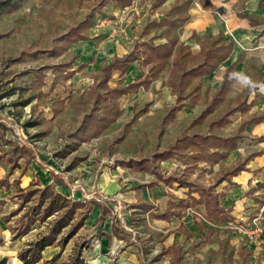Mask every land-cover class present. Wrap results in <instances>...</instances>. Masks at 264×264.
Returning a JSON list of instances; mask_svg holds the SVG:
<instances>
[{
    "label": "rangeland",
    "instance_id": "obj_1",
    "mask_svg": "<svg viewBox=\"0 0 264 264\" xmlns=\"http://www.w3.org/2000/svg\"><path fill=\"white\" fill-rule=\"evenodd\" d=\"M189 3L139 0V13L129 12L119 33L110 20L133 0H22L19 9L0 11V258L8 264H22L20 253L65 215L37 264H121L126 242L140 254L138 264H163L167 254L173 257L164 264H264V193L258 198L262 208L247 211L251 216L210 215L202 201L205 188L240 163H219L220 153L203 138L223 132L211 120L241 104L245 94L224 98L201 117L214 91L196 77L181 91L185 106L170 111L176 97L168 84L180 82L171 66L148 91L117 97L94 89L101 68L114 57L180 38ZM250 19L264 29V18ZM215 42L198 39L201 47ZM140 62L126 75L114 72L110 86H127ZM249 118L247 113L243 120ZM260 180L264 187V176ZM49 205L57 211L44 214ZM191 215L200 239L179 251L166 248L168 231L158 227L166 223L154 219ZM257 215L263 230L251 237L241 217L250 223ZM179 230L190 236L184 223ZM106 239L108 249L102 246ZM201 242L208 243L204 257Z\"/></svg>",
    "mask_w": 264,
    "mask_h": 264
},
{
    "label": "crops",
    "instance_id": "obj_2",
    "mask_svg": "<svg viewBox=\"0 0 264 264\" xmlns=\"http://www.w3.org/2000/svg\"><path fill=\"white\" fill-rule=\"evenodd\" d=\"M242 3H244V0H190L188 19L183 25L181 39L178 37H171L166 38V41L152 44L159 45L169 43L171 39H177L180 43L189 46L192 56L181 58V62L179 61L178 66L180 72L183 69H189L206 61L207 66L208 64L215 65V68L210 72H206L207 67H205L201 74L186 78V82L183 83L182 88L177 85V90L179 91H177V93L173 90L172 81L168 84L170 87V93L176 97V105L178 104V93H180V91H182L193 78L201 76H203L204 85L214 91L210 103L204 110L212 104L214 98L218 95L225 78L227 77L231 80L225 89V92L218 95L217 103L213 105L212 110L206 115L213 113L224 98H237L238 96L245 94V99L241 104L236 106L233 110L224 113L222 116L211 120L210 126H218L221 131H223L215 135L222 137L239 136L235 148L213 149L215 152L219 151L220 153L225 154L224 157H221L219 163L223 160H229L232 162L239 160L240 163L245 162L246 166V169L242 170L239 174L229 175V177H232V183L237 184H231L228 179H225L215 187L216 192L222 194L220 205L236 215L244 212V214L251 216L250 214H247L249 213L247 211H255L262 208L263 205H261L258 198L259 195H263L264 193V187L260 180L261 177L264 176V32H262L264 29H258L253 23H251L250 18H252L253 15H257L259 18H264V5L261 0H246L244 7H241ZM116 11L117 9L115 12ZM119 12L120 11H118V13ZM118 13L114 14L115 18L111 20H116L119 17ZM240 13H243L244 15H241ZM201 38H216V42L209 48L201 47L198 43V39ZM149 45L150 44H148L139 54L140 59L132 62L125 72L120 69H113L108 81V86L111 89L128 87L138 79H144L145 76L148 75L152 63L145 64L143 62V55ZM209 50H215V52L207 57L206 52ZM225 52H228L227 57L222 60L218 59V56ZM129 53L122 56H116L113 59L122 58ZM113 59L104 66L108 65ZM172 60L173 59H170L168 61L164 69L167 66H171L172 70ZM194 60H199V62L188 67H185V65L182 66L181 64L183 62L188 63ZM137 61H141L139 63L140 67L137 66L138 73L135 74L133 80L128 82L129 84L127 86H110L109 82L114 72L119 71L121 76L126 75L129 71H132V65ZM251 63H255L254 65L258 66V70L256 71V73H258L257 77H255L254 69L250 66ZM145 66H148L147 71L144 69ZM164 69L156 77H153L152 80H149L147 88L141 86L136 91H130L123 93L122 95L137 93L141 88L148 91L151 84L157 80L158 76L164 71ZM98 79H96L95 82ZM159 82L160 81H157L156 85ZM248 88L250 89L249 92L247 91ZM182 104L183 106L179 110L185 106L183 100ZM247 113L251 115V118L244 121V116L247 115ZM225 115L228 117L225 123H212ZM212 134L214 133H209L207 135ZM216 182L217 181L212 184H215ZM253 184H257L258 186H256L255 191L250 193L249 190L254 187ZM197 206H200L203 212L207 211L204 204H199ZM244 218L249 219V217L245 216ZM153 222L166 223L159 224L160 226L158 227H160L162 231L164 229L168 231L166 233V238L162 242L168 249L175 246V250L179 251L181 247H185L186 243L188 245L189 240H194L195 238L200 239V235L197 232L198 221L194 220L192 215L187 216L185 220L179 218L177 220L172 219L171 222H168L164 219H154ZM182 223L186 225L190 236L179 230ZM241 239H244V237L241 236ZM126 243L127 247L122 251L124 257L121 264H138L140 254L135 253L136 249L131 246L129 242ZM108 245V240H103L102 246L108 249ZM198 247L202 250L201 257H204L208 250V243L201 242ZM172 257L173 256L170 254H167L166 259L163 257L161 261L163 264L171 262L169 260L172 259ZM181 258L182 256H179L178 260ZM13 263L19 264L16 260H14Z\"/></svg>",
    "mask_w": 264,
    "mask_h": 264
},
{
    "label": "trees",
    "instance_id": "obj_3",
    "mask_svg": "<svg viewBox=\"0 0 264 264\" xmlns=\"http://www.w3.org/2000/svg\"><path fill=\"white\" fill-rule=\"evenodd\" d=\"M21 5H22V0H0V11L1 12L2 11H13L15 9H19ZM251 23H253L252 20H251ZM262 32H264V30ZM214 52L215 50H209L208 52H206L207 57ZM227 55H228V52L222 53L218 56V59L222 60L226 58ZM187 56H192L189 46L184 45L183 43H180L179 40L177 39H171L169 43H164V44H159V45L150 44L148 48L144 51L143 62L145 64L152 63V65L150 67L148 75H146L144 79H140V80L138 79L135 83L125 88L111 89L108 86V81L111 77L113 69H120L121 71L125 72L128 66L132 62L140 59V55L138 53L131 52L122 58L113 59L108 65L104 66L102 68V76L100 79L96 81V85L94 86V89H96L97 91L98 89H101V90L105 89L107 93L114 94L115 96L119 97L123 93H127L130 91H136L141 86H144L145 88H147L148 87L147 84L149 80H152L153 77H156L164 69L168 61L170 59H173L172 60L173 68H172L171 74L174 75L175 73L176 74L181 73L179 74V78H180L179 84L172 81L173 90L177 93L178 91L177 85H179V87L182 88L183 83L186 82L185 81L186 78L201 74L205 67H207L206 72H210L215 68V65L213 64H208L207 66L206 64L207 61H206L204 63L198 64L197 66H193L189 69H183L181 72H179L178 71L179 61L181 60V58L187 57ZM230 81L231 80L229 78L227 77L225 78V81L223 82V85L221 89L219 90L218 95H221L225 92V89L229 85ZM247 91L249 92L250 89L248 88ZM181 95L182 93L180 91V93H178V104L174 106L172 109H170V111H177L183 106ZM218 95L214 98L212 104L206 110H204L201 117L205 116L207 113H209L212 110L213 105L217 103ZM97 96H100V94L97 93ZM227 119L228 117L227 115H225L212 123L213 124L214 123L223 124L226 122ZM183 138L184 136L180 138L179 140H182ZM238 139H239V136L222 137V136L212 134L209 136H205L203 138V141H204V145H206L208 149H213V148L233 149L236 147ZM213 153L219 154L220 152H213ZM220 155L221 157L225 156L224 153H220ZM245 169H246L245 162L240 163L234 169L230 170L227 174L220 177L219 180H217V182L214 185L209 186V188H205L204 191L206 192V197H204L202 201L206 203V206L209 209L210 215L215 214L218 216V215H222L228 212V210H226L224 207L220 205V199H221L222 194L215 193L214 191L215 187L219 183L227 179L229 175H237L242 170H245ZM57 197L60 198V195H57ZM43 207H45L44 204H43ZM54 207L55 206L53 205H49L46 208L44 214L53 213L54 211H57V209H54ZM37 212L39 211L36 210V213ZM66 217H67L66 215L61 216V219L57 221V223H55L54 227L50 230L49 233L37 238L33 243H31L30 247H28L26 250L20 253V258L23 264H37L43 258V251L46 249L47 246L52 245L56 241L57 233H59V231L64 227V223H66ZM40 218L42 219L44 217H40ZM30 225L26 226L23 233L28 232ZM23 233H19V235H22ZM2 242H3V239L0 236V245L2 244ZM170 249L175 250V246H173ZM0 264H8L7 257L0 258ZM74 264H83V260L77 259V261Z\"/></svg>",
    "mask_w": 264,
    "mask_h": 264
},
{
    "label": "built area",
    "instance_id": "obj_4",
    "mask_svg": "<svg viewBox=\"0 0 264 264\" xmlns=\"http://www.w3.org/2000/svg\"><path fill=\"white\" fill-rule=\"evenodd\" d=\"M138 3V0H133V4L131 6H126L122 10L120 9V15L116 20H110V22H113L112 24V31L113 33H119L120 25L124 19V17L129 14L131 11H135V13H139L138 6L136 5ZM261 216L257 215L253 218V220L249 223V219H245L244 217H241V221L244 222V224H247V226H244L245 231L249 236L255 237L257 235H260V232H262V226L260 225ZM250 226V227H249ZM258 241V240H257Z\"/></svg>",
    "mask_w": 264,
    "mask_h": 264
}]
</instances>
